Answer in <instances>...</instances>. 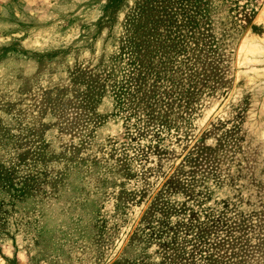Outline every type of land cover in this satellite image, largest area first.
<instances>
[{
	"label": "rangeland",
	"instance_id": "obj_1",
	"mask_svg": "<svg viewBox=\"0 0 264 264\" xmlns=\"http://www.w3.org/2000/svg\"><path fill=\"white\" fill-rule=\"evenodd\" d=\"M0 264H264V0H0Z\"/></svg>",
	"mask_w": 264,
	"mask_h": 264
}]
</instances>
